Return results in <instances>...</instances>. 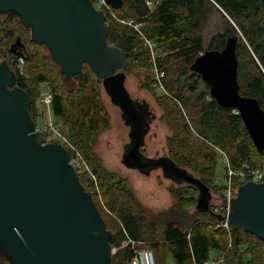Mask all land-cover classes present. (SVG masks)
<instances>
[{"label": "water", "instance_id": "1", "mask_svg": "<svg viewBox=\"0 0 264 264\" xmlns=\"http://www.w3.org/2000/svg\"><path fill=\"white\" fill-rule=\"evenodd\" d=\"M120 10L123 0H104ZM17 12L30 27L32 40L46 44L51 58L67 77L88 64L101 79L116 111L117 129L108 139L109 155L134 168L151 200L167 205L170 192L159 174L183 189L198 191L196 209L212 212L216 191L167 153L161 112L153 100L140 95L124 71L119 47L107 43L106 16L92 0H0V12ZM237 37L227 38L222 50H207L191 70L209 85L221 107L240 115L256 149L264 153V110L258 99L240 92ZM25 47L18 35L10 46L17 56ZM7 63L0 66V249L11 264H112L110 232L92 193L81 184L67 149L41 144L27 109V93L15 87ZM138 98V99H135ZM150 107V108H149ZM151 109V110H150ZM186 185H190L186 186ZM228 218L232 228L244 227L264 241V182L242 184Z\"/></svg>", "mask_w": 264, "mask_h": 264}, {"label": "trees", "instance_id": "2", "mask_svg": "<svg viewBox=\"0 0 264 264\" xmlns=\"http://www.w3.org/2000/svg\"><path fill=\"white\" fill-rule=\"evenodd\" d=\"M123 1L122 8L117 10V18L111 15L106 18V40L109 45L121 49L126 74L138 72L132 55L140 49L142 36L153 39L163 48V55L158 57L157 64L165 75L164 87L170 94L180 96L179 78L193 72L191 65L196 58L207 50H222L227 38L237 37L240 92L258 99L264 110V0ZM16 20H19L20 28H14ZM4 25L6 28H3ZM30 31L17 12H7L5 20L0 16V45L6 39V46L18 35L35 43ZM25 54L27 52L21 57L32 67L30 75L23 74L18 66L15 67L14 85L27 93V109L34 124L39 118L37 97L40 92H37L36 84L49 81L53 93L51 111L58 120H64L69 126L68 138L79 151L86 156L92 155L90 148L94 136L109 126V112L99 88L101 79L86 64L73 77L78 82L77 88L67 90L63 88L60 74L50 58L40 52L32 56ZM145 85L154 89L152 82ZM200 98L202 106L196 117L191 119V124L178 111L173 98L170 100L166 97L164 100L168 115L176 114L172 118L179 120L181 128L172 138L167 155L179 166L192 168L211 190L214 188L222 195L225 185L209 184L218 163L217 147L225 150L233 167L247 163L251 168H261L264 153L258 152L243 120L233 108L221 107L215 99H206L205 95ZM182 101L186 103L184 98ZM96 116L103 117L102 124ZM38 141L44 142L45 138L38 136ZM85 177L83 175L80 182L89 192L83 183L88 180ZM101 184L105 185H102V193L110 220L105 219L104 211L97 206L94 197L93 200L105 221V227L113 230L109 237L111 246H120L129 236L138 242L152 241L153 247L164 252L166 259L168 254L172 256L174 264H204L210 259L212 250L217 251L218 255L226 252L225 264L229 259H236V264H239L244 252L240 248L247 244L245 251L253 254L249 264H264V241L244 227L233 228L228 233L216 227L217 218L212 213L201 211L198 213L205 215L204 218H193L190 223H184L183 219H169L165 212L153 215L144 210L133 191L122 187L121 183H113L105 178ZM191 189L198 194L195 187ZM211 210L213 212V206ZM230 243L232 248H229ZM131 257L129 246L119 248L112 255V264H129Z\"/></svg>", "mask_w": 264, "mask_h": 264}, {"label": "rangeland", "instance_id": "3", "mask_svg": "<svg viewBox=\"0 0 264 264\" xmlns=\"http://www.w3.org/2000/svg\"><path fill=\"white\" fill-rule=\"evenodd\" d=\"M94 6L97 10L103 12L106 18L111 15L113 18H117V10L112 9L111 7L105 5L103 0H92ZM0 16L2 20H5L6 14L0 12ZM108 23L106 22V25ZM14 28H20L19 20L14 21ZM6 28V25L3 26ZM139 29L140 27L137 26ZM30 36L32 38V31H30ZM16 37L12 39L11 42L4 45L5 42H2L0 45V66L3 63H7L8 66L11 67L14 72L15 67H19L20 71L29 76L31 72V66L29 62L21 57L14 55L10 51V46L14 43ZM10 41V40H9ZM27 54L28 56L35 55L40 52L42 55L50 58L53 62V66L60 74V80L64 89L73 90L77 88L78 82L73 77H67L64 73L61 72L60 66L57 62L53 61L51 58V51L46 44H39L37 42H32L30 39H25ZM163 48L160 43L149 39L147 37L142 36V43L140 49L133 52L135 58L134 65L135 69H138V72L135 74H129L133 83L135 84L140 95H143L154 101L156 106L161 112V121H162V134L163 137L170 148V142H172V138L176 136V133L181 130L179 127V120L173 119L172 117L175 115H168L167 109L164 107V104L167 103L164 101L166 97L171 100L173 98L176 101V108L178 111L182 113V116L186 119L187 122H193L196 117L197 111L201 105L200 96H204L206 99H211L210 87L209 85L200 77H197L193 72H188V74L184 77L179 78L178 91L180 96L170 94L163 84L164 74L162 75V71L159 69L158 57L163 55ZM24 52V53H25ZM17 56L18 58H15ZM25 57V56H24ZM140 70V71H139ZM146 71V72H144ZM103 82V81H102ZM102 82L99 83V88L102 89V96L106 105V109L109 112V126L100 130L95 137L94 142L91 143L90 152L92 155L86 156L81 150L84 160L87 162V167H85V178H93L92 180L88 179L87 181H83V183L88 187L89 192L92 193V196L95 198V202L100 209H103L104 216L106 220H110V213L107 211L108 209L105 207V201L103 197V188L101 184L102 180L107 178L110 182L113 183H121L122 187L130 189L135 194V197L141 207L146 210L148 213L156 215L158 213H166V217L172 220L183 219L185 222H191L193 218H201L203 219L205 215L199 214L198 210L195 206L197 193L194 189H183L180 185L166 180L163 176V173L159 174L160 186L170 192V201L167 205H158L156 202L151 200L147 194L145 187L141 184L140 178L138 177V173L134 168H128L121 161L115 157L109 155V143L108 139L114 138L116 129H117V116L114 107L110 102L109 96L103 90ZM146 82H152L154 89H149L145 84ZM37 92H41L42 90L51 89V84L49 81L41 82L36 84ZM182 98L185 99L186 103L182 101ZM163 102V103H162ZM100 124L103 122V117L96 116L95 117ZM63 126V132L69 137V126L65 124L64 120L59 119ZM181 125V124H180ZM219 149L225 151L223 148L219 147ZM79 150V149H78ZM217 150V149H216ZM218 163L215 170L214 178L209 180V184L212 186L214 184L226 185V167L222 160V156L220 151H217ZM194 175L198 176V173L194 171L192 168H188ZM92 173V175H91ZM81 176V177H82ZM105 186V185H103ZM214 189V188H213ZM212 191H216L213 190ZM216 199L220 202V193L216 191L215 193ZM106 212V213H105ZM108 232H113L112 229L106 228ZM228 232L227 229L222 228ZM144 242L139 245V247H151L154 250L157 264H174L173 258L170 254H168L167 259L165 253L161 250H156L152 241L143 240ZM128 246L126 241L124 240L120 246L115 247L111 246L112 254L114 255L119 248ZM232 248V245L229 247ZM248 248L247 244H243L241 246V250H243V256L239 264H249L253 259L252 252H246L245 250ZM218 255V252L215 253ZM226 256V252L223 253ZM264 254V250H263ZM222 255V253H221ZM236 259L231 261H227V264H236ZM0 264H11L10 257L4 254L0 249Z\"/></svg>", "mask_w": 264, "mask_h": 264}, {"label": "built area", "instance_id": "4", "mask_svg": "<svg viewBox=\"0 0 264 264\" xmlns=\"http://www.w3.org/2000/svg\"><path fill=\"white\" fill-rule=\"evenodd\" d=\"M104 2V0H103ZM105 3V2H104ZM106 5V4H105ZM108 6V5H107ZM163 75V72L161 73ZM53 93L50 89L42 90L37 97V106L39 109V118L36 122L39 136L45 138L44 142L61 144L67 149L69 156L72 160L74 168L77 172V176L80 180L83 173H85V167L87 162L84 160L82 154L78 148L71 142L67 135L63 132L62 123L54 116L52 110ZM235 113L237 111L235 110ZM222 160L226 167V180L227 184L223 190V194L220 196L221 207H213V212L222 215V220L216 219V227L225 228L228 233L233 229L228 224V218L234 210V200L237 197L238 189L242 184L247 182H264V165L261 168H251L244 163L240 167H233L228 154L219 149ZM92 175V173H91ZM92 180L93 178H88ZM237 181L238 183L236 184ZM126 243L132 251V257L129 264H157L154 250L151 247H139L144 241L134 240L129 236L125 239ZM231 243L229 244V247ZM224 254L216 255L213 258L208 259L204 264H225Z\"/></svg>", "mask_w": 264, "mask_h": 264}, {"label": "flooded vegetation", "instance_id": "5", "mask_svg": "<svg viewBox=\"0 0 264 264\" xmlns=\"http://www.w3.org/2000/svg\"><path fill=\"white\" fill-rule=\"evenodd\" d=\"M21 40H22V43H24L25 44V47H22V46H18V47H16L15 48V51L16 52H25V51H27V48H26V42L24 41V39L23 38H21ZM14 54V53H13ZM15 55V54H14ZM85 65L86 64H84V67H85ZM135 99H138V98H135ZM150 108V107H149ZM151 110V109H150Z\"/></svg>", "mask_w": 264, "mask_h": 264}, {"label": "crops", "instance_id": "6", "mask_svg": "<svg viewBox=\"0 0 264 264\" xmlns=\"http://www.w3.org/2000/svg\"><path fill=\"white\" fill-rule=\"evenodd\" d=\"M216 252H217V251H215V250H212V251H211V256H209V257H210V258H213V257H215V256H216V254H215Z\"/></svg>", "mask_w": 264, "mask_h": 264}]
</instances>
